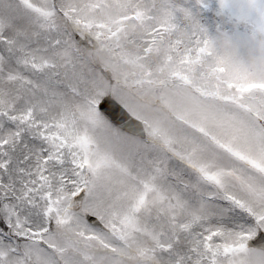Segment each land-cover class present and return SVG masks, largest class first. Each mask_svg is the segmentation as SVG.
Instances as JSON below:
<instances>
[{"label": "snow or ice", "instance_id": "6c2138e0", "mask_svg": "<svg viewBox=\"0 0 264 264\" xmlns=\"http://www.w3.org/2000/svg\"><path fill=\"white\" fill-rule=\"evenodd\" d=\"M0 264H264V0H0Z\"/></svg>", "mask_w": 264, "mask_h": 264}]
</instances>
